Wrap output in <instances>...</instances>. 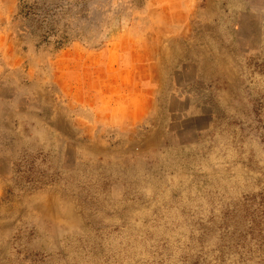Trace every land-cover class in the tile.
I'll list each match as a JSON object with an SVG mask.
<instances>
[{
  "label": "rangeland",
  "instance_id": "obj_1",
  "mask_svg": "<svg viewBox=\"0 0 264 264\" xmlns=\"http://www.w3.org/2000/svg\"><path fill=\"white\" fill-rule=\"evenodd\" d=\"M0 264H264V0H0Z\"/></svg>",
  "mask_w": 264,
  "mask_h": 264
}]
</instances>
